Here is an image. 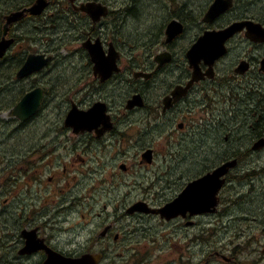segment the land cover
I'll use <instances>...</instances> for the list:
<instances>
[{
  "label": "flooded vegetation",
  "instance_id": "flooded-vegetation-1",
  "mask_svg": "<svg viewBox=\"0 0 264 264\" xmlns=\"http://www.w3.org/2000/svg\"><path fill=\"white\" fill-rule=\"evenodd\" d=\"M35 1L13 0L4 4L0 0V68L4 71L3 74L0 72V89L10 93L13 91V98L17 93L19 100L26 93L40 88L43 91L41 107L24 122L14 113L19 103L14 98L15 106L0 105V127L6 130L7 125L13 124L17 125V131L22 130L29 121L43 120L39 117L46 109L44 104L48 92L44 86L36 85L31 77L44 72L55 55L25 48L24 43L27 45L33 41L38 44L37 36L29 31L38 27V19L55 15L52 13L54 10L59 17L65 18L69 29L78 34L67 49L71 53H82L84 63L81 67H74V73H79L85 83L81 80L78 87L79 80L74 74L63 79L57 87L62 90L63 106L49 107L50 112H45L50 120L47 131L34 140L27 153L20 151L15 157H0V197L4 196L0 201L4 216L0 220V238L5 237L10 241L5 246L0 241V264H76L72 259L85 264L86 260H81L85 257L92 259L94 264H264L262 251L259 258L242 260V256L256 251L254 243L257 237L242 235V232L231 236L213 234L215 223L231 222V218L224 219L230 210V199L226 197L225 189L231 181V171L223 178L224 183L217 195L213 196L212 200L218 203L210 211L202 214L187 211L170 219L154 212L167 207L191 182L214 171L217 166L232 159L230 157L237 158L239 164L253 158L254 153L264 151V146L255 148L257 141L264 138V103L256 102L247 107L245 113L248 125L243 124L250 131L245 139L251 140V149L247 147L236 154H223L221 163L215 165L212 161L201 170L196 166L197 160L191 165L193 170L181 168L183 160L179 154L165 156L161 163L158 161L161 150L167 153L168 140L180 144L191 135L192 129L199 130L201 136L206 134L211 140L228 141L229 134L224 130L226 124L230 125V114L225 111L224 103L238 99L242 101V95L235 92L229 96L224 93L213 95L220 75L219 64L230 55L231 42L226 44V53L214 63L213 76L204 75L201 81L185 90L193 74L187 54L198 37H194L191 44L182 49L179 58L175 50L177 41L183 38L189 28L200 23L203 25L200 35L207 30L222 29L234 20L252 21L264 28V16L258 15L259 10L264 8V0H234L229 9H225L211 22L204 21V17L215 0H209L200 14L201 19L194 17L193 9L183 10L180 0H146L160 3L164 9H174L175 13L167 24L165 22L157 28L159 32L154 33L148 48L153 50L160 47L162 51L154 57L153 52L148 54L143 66H136L134 57L125 58L126 51L130 53L126 50L130 41L124 34L123 26H117L123 25L124 19H132L136 9V12L139 11L140 5L137 8L133 4L135 0H48L49 5L39 16L32 15L28 10ZM143 6L150 7L146 3ZM94 7H99L101 13L92 15L90 10ZM21 11L23 13L18 20L8 21L9 16ZM186 16L192 17L194 21L188 22ZM174 19L182 23L183 32L169 40L168 24ZM248 32L244 26L236 35L241 37L242 42L233 69L234 76L244 82H261L260 78L264 76V42L251 41L247 38ZM148 33L153 35L152 32ZM74 43L79 46L74 48ZM91 50L105 58L104 74L101 69L94 70ZM165 52L170 53L171 58L161 63L156 57ZM41 55L43 59L51 55L53 58L41 70L21 77L19 74L28 58L34 57L32 64L38 66V56ZM207 71L208 66L202 61L199 72L206 74ZM139 72L142 74L136 76ZM24 82L27 83L25 86L22 85ZM119 82L133 86L132 92L125 94L121 100ZM154 85H157V89L150 93L155 96L150 97L147 90ZM138 93L142 95L144 105L126 107L128 99ZM258 93L264 95V91ZM219 104L221 106L215 114ZM74 105L78 111L84 112L83 124L78 131L66 122ZM91 110L93 112L87 113ZM141 122L146 123L147 130L139 137L135 128ZM215 127L223 130L216 136L213 135ZM148 150L152 151L151 160L144 157ZM255 173L247 171L241 179L250 177L252 180ZM103 190L118 191L122 198H109L108 203L103 204L104 210L97 212L96 217H101L113 202V209L123 210L121 216L132 214L158 218V231L161 232L170 228L168 224H173L175 228L170 234L161 236L163 240L150 234L142 236V242L137 240L135 243L130 239L125 251L110 249L122 239V231L116 229V221L104 220L96 228L90 226V234L79 247L71 246L68 240L61 239L56 229L62 230L64 227L59 222L64 212H87L88 201L95 206L102 199V196H95ZM13 194L18 203L19 224L14 234L1 236L2 225L7 218L6 207L10 205ZM136 207L140 208L139 211L134 210ZM142 209L150 211L141 212ZM81 218H86V215L82 213ZM233 221L251 225L260 219L255 212L244 210ZM129 235L134 236L131 232Z\"/></svg>",
  "mask_w": 264,
  "mask_h": 264
},
{
  "label": "rangeland",
  "instance_id": "rangeland-1",
  "mask_svg": "<svg viewBox=\"0 0 264 264\" xmlns=\"http://www.w3.org/2000/svg\"><path fill=\"white\" fill-rule=\"evenodd\" d=\"M11 1L13 0H2V3L8 4ZM118 1H121V0H118ZM143 3L150 5L152 2L149 3L146 0L145 1L135 0V3H134L135 6L140 5L139 11L136 12L137 11L136 9L135 11L136 14L135 16H133L132 19H129V20L124 19L123 25H117L118 27H121V26L124 27L123 28L124 34L129 38V41H130V43L126 45V50H129L130 53L126 51L125 58L134 57L136 66H143L144 60L148 58V54H150L151 52H153L152 57H154L155 54L162 51L160 47H157L153 50H150L148 48H149L150 43L154 39V33L158 31L157 28L162 27L165 22L167 24L169 20L173 18L172 15L175 13L174 9L162 8L163 6L160 3L153 2L148 8H146V6H143L144 7L143 8L142 7ZM208 3H209V0H180V4L182 5V7L184 6L183 10L186 8L193 9V12L195 14L194 17L198 19H201L200 14L203 12L204 8L206 7ZM56 5L57 3L54 2V6ZM238 10H239V2L237 4L235 11L238 12ZM52 13H55V15L50 16L48 18L44 16L42 19H38V27L33 28L32 30L30 29L29 31V33L33 32L37 36L38 44L40 46L42 45L41 48L39 47L38 44L34 43L33 41L32 43L29 42L27 45L26 43H24L25 48H31L32 50L44 51L49 54L53 53L55 55V59L50 63L49 67L44 70V72L37 74V75H33L31 77V80H33V82H35L36 85L44 86L48 92V98L46 99L45 104H44V107L46 109L41 112V116L39 117L40 119H43V120L29 121L28 123L24 124L23 126L24 129L22 128L24 131L17 130L16 132L15 126L13 124H9L6 130L0 127V132H1L0 140H2L0 141V157H5V156L15 157L19 154L20 151H22L23 153H27L31 149V146L34 143V140L42 137V135L47 131L48 123L50 122V120L48 119L49 115L46 114L45 112H50V110H48L49 107L63 106L64 97L61 96L62 90L57 88L59 85V82L61 83V81L67 78L68 75L72 76V74H74V76L79 80L78 87L81 85L82 79L80 77V74L74 73L73 68L76 66L81 67L82 64L84 63V60L82 59V56H81L82 53H71L67 49V47L72 45V40L78 37V34L76 33L75 30L69 29V25H67L65 18L58 17L56 10H54ZM182 15L185 16V13H183ZM258 15L264 16V8L262 10H259ZM185 18L188 22L194 21L192 17L190 16H186ZM63 23H64V26H63ZM202 27L203 25L201 23L197 25H193L191 28L188 29V32L184 34L183 38H180L177 41L176 48H175V50L177 51V55H176L177 58H179V56L182 55V49L187 48L191 44V41L193 40L194 37H199ZM148 32H152L153 35L149 34ZM230 42L232 43L230 47V55H228L227 58L223 59V61L219 64V74L220 75H218L219 78L218 80H216L215 90L213 94V95H217V94L224 93L225 95L229 96V94H231L232 92H235V93L242 95V101L241 99H238L236 101H227L224 103L225 111L227 113L229 112L230 114L229 115L230 116V125H229L230 127L227 125L226 127L228 128H225L224 130V132H227L229 134V140L226 142H224V140L217 141L216 138L214 140H211L206 134L201 136V132L199 130L192 129L191 135L188 138L182 140L180 144H177V142H174L173 140H168L167 147H166L167 153L165 154L164 150H161L159 154V158H158L159 163H161L165 159V156L179 154L181 156V160H183V163L181 164V168L193 170L191 168V165H193V162L197 160L196 166H198L199 170H201L202 168H204L207 164L211 163L212 161L215 162V165L221 163L220 158L222 157L223 154L227 156L228 155L227 153L233 154L235 152L242 151L245 148L247 149V147L251 149V146H252L251 140L248 142L247 139H245V136H248L250 134V131L245 127V125L243 126V122L246 123L247 114L245 113V111L247 110V106L258 102L259 100H260L259 103L261 104L264 103V95L258 94V91L260 90L264 91V76L260 78L262 81L259 83L251 82V81L244 82L242 81L241 78L235 77L233 69L235 66V62L237 61V58L239 57L238 54L240 51V43L242 42L241 37L236 36ZM78 46L79 44L77 43L73 44L74 48ZM57 71H59V73ZM0 72H4V71L1 70L0 68ZM82 83H85V81L82 80ZM120 83L121 82H119L118 91L122 92L121 93L122 96H124L128 92L130 93L132 92L133 86L131 84H123V82L121 84ZM26 84L27 83L24 82L22 85L25 86ZM126 86H128L127 88L129 89H127ZM156 89H157V85H154L153 88L151 87L147 90V93L150 91H156ZM52 92L54 93V95ZM0 93L3 94L4 91L0 90ZM2 94H0V97H1L0 105L1 106L12 107L16 104L15 99L17 100V93L14 96L15 99L13 98V94L12 93L10 94V91H8V94L6 92L3 95ZM121 95L119 96L120 100L123 98ZM151 95L153 97L155 96L152 93H150L149 96L152 97ZM6 99L9 101H7ZM55 101L57 102L55 103ZM58 103L61 105H59ZM232 104H234L233 107H232ZM236 105L238 107H236ZM220 106L221 104H219L216 107L215 114L218 113V108ZM240 115L242 116V118ZM239 122L240 123L242 122V126H240ZM38 124L39 126H37ZM246 125H248V123H246ZM135 130H136V133L139 134V137H140L141 134L145 133L147 130L146 123L144 122L139 123L138 127H136ZM222 131H223L222 128L216 129L215 127L213 135L216 136ZM242 137L244 138V141ZM238 141L240 142L238 143ZM5 148L7 149V151ZM2 149H4L5 151ZM254 154H255L254 158H250L251 160L248 159L247 161L243 163L242 162L239 163L237 165V168L235 167L233 170H231V173H230L231 181L227 184L226 189H225V195L226 197L230 199V210L228 211L227 215L224 217L225 220L231 218V222L228 223L226 221V223L223 224V222L220 221L219 223L214 224V233H213L214 236L223 235V234L233 235V234H238L242 232V235L246 234V235H253L254 237H257V241L254 243V249L256 251L249 255L242 256V260H247L251 257L259 258L260 252L261 251L264 252V213H263L264 212V208H263L264 207V176H263L264 175V161H263L264 151L259 152V153H254ZM256 154L258 156H256ZM168 160H171V159L168 158ZM260 161H262L263 163ZM258 166H260V168ZM253 170L254 171L256 170L255 171L256 173L254 175L255 177L252 179L253 181L250 180V177H247L248 178L247 180L241 179L242 175H245L244 174L245 172L247 173V171H249L250 173H252L254 172ZM235 171H236V174H235ZM150 172L152 171H149V173ZM255 179L257 181H255ZM11 196H13V199L10 200V205L6 207L8 210L7 218L2 225V235L1 236H5L7 234H14L19 224L18 217H17V213H18L17 199L16 197H14V194ZM99 196H102V199L98 201V203H96L95 206H92L90 204L91 202L88 201L87 212L86 211H83V212H76V211L66 212L65 211L64 212V214L59 219L60 224H62V226L64 227L62 230L56 229V233H59L61 235V239L68 240L71 246L79 247L80 245L84 244V240H86V238L90 234V231H91L90 226H93L96 228L97 225L104 220L116 221L115 226H116V229L118 228L119 231H122V239L117 244L114 243L112 248L110 249L125 251L127 250L128 244L131 242L130 239L132 241H135L136 243L137 240H140L142 242L143 241L142 236L144 235L146 236L154 235V236L159 237L161 240H163L161 236L165 234H170L171 230L175 228L173 224H168L170 225V228L161 232V231H158V226L160 224V221L158 220V218H155L152 216H144V215L139 216V215H132V214H127L128 216L127 215L121 216L123 214V210L113 209L112 208L113 202L111 203V205L108 206V210H105V212H103V215L101 217H96L95 215L97 212L104 210L103 204L108 203L107 200L109 198H112V197H115L117 199L122 198V195L120 194V192L108 191V190H103L102 192L97 194L95 197H99ZM235 196L236 197L239 196V197L236 198ZM3 198L4 196L0 197L1 202ZM254 198L256 202L253 201ZM234 202L236 205L234 204ZM122 205L123 204L121 203V206ZM2 210L3 208L0 207V220L4 218V216H2ZM244 210L255 212L258 215V218L262 217L260 221H258L259 223L256 222V223H251V225H249L247 222L246 224H242L241 222L233 221L236 215H240L241 213L243 214ZM82 213L86 215V218H81ZM130 232L133 233L134 236L131 237L129 235ZM0 241H1L2 246H5L10 242L9 239L5 237L0 238Z\"/></svg>",
  "mask_w": 264,
  "mask_h": 264
},
{
  "label": "water",
  "instance_id": "water-1",
  "mask_svg": "<svg viewBox=\"0 0 264 264\" xmlns=\"http://www.w3.org/2000/svg\"><path fill=\"white\" fill-rule=\"evenodd\" d=\"M232 3L233 0H215L207 11L204 17V21L211 22L225 9H229L232 6ZM48 5V0H36L28 10L32 15L38 16L44 12ZM90 11L92 15H98L99 13H101L99 7H94ZM105 11L106 10H104V12ZM22 13L23 11L13 13L11 16L8 17V21L10 22L12 19L18 20L21 17ZM244 26H246L249 30L247 36L250 39L257 42L264 41V28L262 26L252 21L242 22L239 20H235L226 27L219 30H207L197 39V41L192 45L187 54L190 65L193 68V74L192 79L189 81L187 87H185V90L191 88L196 81H199L204 78V75H208L210 77L213 76V65L217 59H219L226 53L227 41L234 37V35H236L237 33L241 32L242 27ZM182 32V23L178 20L174 19L168 24L167 35L169 37V40L181 34ZM1 53L2 49H0V54ZM91 54L92 59L96 62L95 69H101L102 73L105 72V58H101L99 53H97L96 51L91 50ZM170 58V53L168 52L159 54L156 57V59L161 63L169 61ZM33 59L34 57L32 56L29 58L28 62L19 74L21 77L27 76L32 72L41 70V68L49 62L51 57L43 59L42 55L38 56V59L40 60V64L38 66H33ZM202 61H204V63L209 66L206 74H201L199 72V65ZM138 74L142 73L139 72L136 74V76ZM42 98L43 91L40 88L28 93L16 105L14 113L23 120L30 118L37 112ZM142 105H144L142 95L138 93L133 95V97L128 101L127 107L133 108L135 106ZM90 112L93 111L91 110L87 113ZM83 114L84 112L78 111V108L74 105L71 111L68 113L66 119L67 125L73 126L75 131H78L80 126L83 124ZM262 146H264V138H260L257 141V143L255 144V148H259ZM151 154L152 151L148 150L144 153V157L151 160ZM237 165V158L225 161L224 163L216 167L213 172H209L203 177H200L199 179H196L191 182L172 203L167 205V207L154 212H158L163 217L170 219L172 217L177 216L178 214H184L187 211H190L192 214H202L210 211V208L216 207L218 203L217 200L213 201L212 198L214 195H217L224 183L222 177L226 175L231 169L235 168ZM139 209V207L134 208L135 211H139ZM140 211L149 212L150 210L142 209ZM81 260H86L85 264H94L92 262V259L86 257L82 258ZM73 261H76V264H82L79 263L77 260Z\"/></svg>",
  "mask_w": 264,
  "mask_h": 264
},
{
  "label": "bare ground",
  "instance_id": "bare-ground-1",
  "mask_svg": "<svg viewBox=\"0 0 264 264\" xmlns=\"http://www.w3.org/2000/svg\"><path fill=\"white\" fill-rule=\"evenodd\" d=\"M15 1H16V0H15ZM125 1H126V0H125ZM128 1H129V0H128ZM128 1H127V2H128ZM140 1H141V0H140ZM144 1H145V0H144ZM148 1H149V0H148ZM19 3H23V2H19ZM137 3H138V2H137ZM152 3H153V2H152ZM152 3H151V4H152ZM8 4H9V3H8ZM31 4H32V3H31ZM133 4H134V3H133ZM138 4H139V3H138ZM151 4H150V5H151ZM253 4H254V3H253ZM16 6H17V5H16ZM137 6H138V5H137ZM14 7H15V6H14ZM90 7H91V6H90ZM17 10H18V9H17ZM14 11H15V10H14ZM107 11H108V10H107ZM85 13H86V12H85ZM89 14H90V13H89ZM127 20H128V19H127ZM5 21H7V20H5ZM36 23H37V22H36ZM43 23H44V22H43ZM41 24H42V23H41ZM67 25H68V24H67ZM67 25H66V26H67ZM63 26H64V23H63ZM63 26H62V27H63ZM41 28H42V27H41ZM59 28H60V26H59ZM123 28H124V27H123ZM43 29H44V28H43ZM62 29H63V28H62ZM64 31H65V30H64ZM61 32H62V31H61ZM152 32H153V31H152ZM158 32H159V31H158ZM158 32H157V33H158ZM153 33H154V32H153ZM55 37H56V36H55ZM0 43H1V42H0ZM44 54H45V53H44ZM44 56H45V55H44ZM51 56H52V55H51ZM28 59H29V58H28ZM35 60H36V59H35ZM76 61H77V60H76ZM25 62H26V61H25ZM74 62H75V61H74ZM37 63H38V62H37ZM77 63H78V62H77ZM77 63H76V64H77ZM33 64H34V63H33ZM72 65H73V64H72ZM74 65H75V64H74ZM7 66H8V65H7ZM75 68H76V67H75ZM70 69H71V68H70ZM73 69H74V68H73ZM1 70H2V69H1ZM5 72H6V71H5ZM9 72H11V71H9ZM57 72L59 73V71H57ZM3 73H4V72H3ZM3 73L1 72V74H3ZM67 73H68V72H67ZM67 73H65V74H67ZM9 74H10V73H9ZM55 74H56V73H55ZM55 74H54V75H55ZM96 74H97V73H96ZM103 74H104V73H103ZM5 75H6V74H5ZM57 75H58V74H57ZM10 76H11V74H10ZM32 76H33V75H32ZM68 76H69V75H68ZM68 76H67V77H68ZM145 76H146V75H145ZM6 77H7V76H6ZM18 77H19V76H18ZM18 77H17V78H18ZM24 77H25V76H24ZM56 77H57V76H56ZM58 77H59V76H58ZM65 77H66V76H65ZM100 77H101V76H100ZM9 78H10V77H9ZM25 79H26V78H25ZM25 79H24V80H25ZM1 80H2V79H1ZM55 80H56V79H55ZM14 81H15V80H14ZM60 81H61V80H60ZM55 82H56V81H55ZM126 82H127V81H126ZM4 83H5V82H4ZM7 83H8V82H7ZM61 83H62V82H61ZM121 83H122V82H121ZM121 83H120V84H121ZM258 83H259V82H258ZM258 83H257V84H258ZM262 83H263V82H262ZM13 84H14V83H13ZM59 84H60V82H59ZM123 84H124V83H123ZM247 84H248V83H247ZM249 84H250V83H249ZM10 85H11V84H10ZM50 85H51V84H50ZM161 85H162V84H161ZM161 85H160V86H161ZM241 85H242V84H241ZM0 86H2V85H0ZM16 86H17V85H16ZM116 86H117V85H116ZM114 87H115V86H114ZM123 87H124V86H123ZM127 87H128V86H126V88H127ZM161 87H162V86H161ZM248 87H249V86H248ZM3 88H4V87H3ZM3 88H2V89H3ZM109 88H110V87H109ZM152 88H153V87H152ZM159 88H160V87H159ZM159 88H158V89H159ZM239 88H240V87H239ZM254 88H255V87H254ZM257 88H258V87H257ZM19 89H20V88H19ZM50 89H51V88H50ZM127 89H129V88H127ZM259 89H260V88H259ZM0 90H1V89H0ZM109 90H110V89H109ZM14 91H15V90H14ZM124 91H125V90H124ZM243 91H244V90H243ZM249 91H250V89H249ZM19 92H21V91H19ZM55 92H56V90H55ZM59 92H60V91H59ZM125 92H126V91H125ZM145 92H146V91H145ZM157 92H158V91H157ZM157 92H156V93H157ZM251 92H252V91H251ZM254 92H255V91H254ZM261 92H262V91H261ZM6 93L8 94V92H6ZM12 93H13V91H12ZM52 93H53V92H52ZM57 93H58V92H57ZM114 93H115V92H114ZM121 93H122V92H121ZM149 93H150V92H149ZM0 94H2V93H0ZM3 94H5V92H4ZM3 94H2V95H3ZM10 94H11V93H10ZM64 94H65V93H64ZM64 94H63V95H64ZM123 94H124V93H123ZM236 94H237V93H236ZM253 94H254V93H253ZM258 94H259V93H258ZM258 94H257V95H258ZM260 94H262V93H260ZM15 95H16V94H15ZM15 95H14V96H15ZM17 95H18V94H17ZM50 95H51V94H50ZM53 95H54V93H53ZM149 95H150V94H149ZM153 95H155V94H153ZM249 95H250V94H249ZM255 95H256V94H255ZM5 96H6V95H5ZM5 96H4V97H5ZM121 96H122V95H121ZM126 96H128V95H126ZM151 96H152V95H151ZM252 96H253V95H252ZM52 97H53V96H52ZM57 97H58V96H57ZM122 97H123V96H122ZM152 97H153V96H152ZM0 98H1V97H0ZM10 98H11V97H10ZM55 98H56V97H55ZM130 98H131V97H130ZM247 98H248V97H247ZM12 99H13V98H12ZM251 99H252V98H251ZM257 99H258V98H257ZM260 99H261V98H260ZM6 100H7V99H6ZM51 100H52V99H51ZM129 100H130V99H128V101H129ZM246 100H247V99H246ZM258 100H259V99H258ZM7 101H9V100H7ZM249 101H250V100H249ZM255 101H256V100H255ZM259 101H260V100H259ZM259 101H258V102H259ZM56 102H57V101H55V103H56ZM60 102H61V101H60ZM244 102H245V101H244ZM6 103H7V102H6ZM61 103H62V102H61ZM235 103H236V102H235ZM239 103H241V102H239ZM50 104H51V103H50ZM58 104H59V103H58ZM253 104H254V103H253ZM55 105H56V104H55ZM59 105H61V104H59ZM242 105H243V104H242ZM251 105H252V104H251ZM252 106H253V105H252ZM254 106H255V105H254ZM126 107H127V106H126ZM189 107H190V106H189ZM191 107H192V106H191ZM208 107H209V106H208ZM232 107H233V105H232ZM236 107H238V106L236 105ZM247 107H248V106H247ZM260 107H261V106H260ZM55 108H57V107H55ZM206 109H207V108H206ZM231 109H232V108H231ZM262 109H263V108H262ZM212 110H213V109H212ZM232 110H233V109H232ZM250 110H251V109H250ZM255 110H256V109H255ZM255 110H254V111H255ZM238 111H239V110H238ZM241 111H242V110H241ZM246 111H248V109H247ZM258 112H259V111H258ZM235 113H236V112H235ZM225 114H226V113H225ZM257 114H258V113H257ZM36 115H37V114H36ZM236 115H237V114H236ZM252 115H253V114H252ZM33 116H34V115H33ZM240 116H241V115H240ZM255 116H256V115H255ZM258 116H259V115H258ZM209 117H210V116H209ZM217 117H218V116H217ZM238 117H239V116H238ZM210 118H211V117H210ZM214 118H215V117H214ZM241 118H242V116H241ZM251 118H253V117H251ZM33 119H34V118H33ZM33 119H32V120H33ZM207 119H208V118H207ZM222 119H223V118H222ZM237 119H238V118H237ZM241 120H242V119H241ZM241 120H240V121H241ZM263 120H264V119H263ZM27 121H28V120H27ZM220 121H221V120H220ZM222 121H223V120H222ZM234 121H235V120H234ZM24 122H25V121H24ZM225 122H227V121H225ZM246 122H247V121H246ZM256 122H257V121H256ZM216 123H217V122H216ZM216 123H215V124H216ZM222 123H223V122H222ZM239 123H240V122H239ZM249 123H250V122H249ZM224 124H225V123H224ZM228 124H230V123H228ZM243 124H244V122H243ZM35 125H36V124H35ZM236 125H237V123H236ZM245 125H246V124H245ZM254 125H255V124H254ZM260 125H261V124H260ZM0 126H1V125H0ZM5 126H6V125H5ZM5 126H4V127H5ZM7 126H8V125H7ZM7 126H6V127H7ZM16 126H17V125H16ZM16 126H15V127H16ZM33 126H34V125H33ZM37 126H39V124H38ZM218 126H219V125H218ZM224 126H225V125H224ZM226 126H227V124H226ZM238 126H239V125H238ZM243 126H244V125H243ZM9 127H10V126H9ZM229 127H230V126H229ZM245 127H246V126H245ZM250 127H251V126H250ZM250 127H249V128H250ZM10 128H11V127H10ZM17 128H18V127H17ZM220 128H221V127H220ZM226 128H228V127H226ZM235 128H237V127H235ZM241 128H242V127H241ZM6 129H7V128H6ZM23 129H24V128H23ZM23 129H22V130H23ZM31 129H32V128H31ZM37 129H38V127H37ZM37 129H36V130H37ZM216 129H217V128H216ZM233 129H234V128H233ZM243 129H244V128H243ZM1 130H2V129H1ZM18 130H19V129H18ZM263 130H264V129H263ZM2 131H3V130H2ZM23 131H24V130H23ZM238 131H239V130H238ZM244 131H245V130H244ZM251 131H252V130H251ZM10 132H11V130H10ZM16 132H17V131H16ZM21 132H22V131H21ZM231 132H232V131H231ZM234 132H235V131H234ZM254 132H255V131H254ZM263 132H264V131H263ZM31 133H32V132H31ZM226 133H227V132H226ZM240 133H241V132H240ZM247 133H248V132H247ZM14 134H15V133H14ZM16 134H17V133H16ZM21 134H22V133H21ZM23 134H24V133H23ZM227 134H228V133H227ZM238 134H239V133H238ZM243 134H244V133H243ZM253 134H254V133H253ZM28 135H29V134H28ZM32 135H33V134H32ZM245 135H246V134H245ZM245 135H244V136H245ZM218 136H219V135H218ZM244 136H243V137H244ZM253 136H254V135H253ZM253 136H252V137H253ZM13 137H14V136H13ZM20 137H21V136H20ZM29 137H30V136H29ZM219 137H220V136H219ZM243 137H242V138H243ZM247 137H248V136H247ZM1 138H2V137H1ZM10 138H11V137H10ZM26 138H27V137H26ZM253 138H254V137H253ZM34 139H35V138H34ZM25 140H26V139H25ZM28 140H29V138H28ZM31 140H32V139H31ZM235 140H236V139H235ZM240 140H241V139H240ZM255 140H256V139H255ZM255 140H254V141H255ZM0 141H2V140H0ZM16 141H17V140H16ZM21 141H22V139H21ZM21 141H20V142H21ZM217 141H218V140H217ZM243 141H244V138H243ZM247 141H248V139H247ZM10 142H11V141H10ZM12 142H13V141H12ZM213 142H214V141H213ZM220 142H221V141H220ZM220 142H219V143H220ZM239 142H240V141H238V143H239ZM248 142H249V141H248ZM4 143H5V142H4ZM6 143H7V142H6ZM35 143H36V142H35ZM243 143H244V142H243ZM243 143H242V144H243ZM242 144H241V145H242ZM246 144H247V143H246ZM243 145H244V144H243ZM247 145H248V144H247ZM249 145H250V144H249ZM25 146H26V145H25ZM238 146H239V145H238ZM245 147H246V146H245ZM245 147H244V148H245ZM249 147H250V146H249ZM251 147H252V146H251ZM6 148H7V147H6ZM6 148H5V149H6ZM150 148H151V147H150ZM13 149H14V148H13ZM23 149H24V148H23ZM29 149H30V148H29ZM242 149H243V148H242ZM245 149H246V148H245ZM2 150H4V149H2ZM248 150H249V149H248ZM248 150H247V151H248ZM4 151H5V150H4ZM6 151H7V149H6ZM241 152H242V151H241ZM244 152H245V151H244ZM252 152H253V151H252ZM257 152H258V151H257ZM8 153H9V151H8ZM19 153H20V152H19ZM16 154H17V153H16ZM227 154L229 155V153H227ZM234 154H236V153H234ZM9 155H10V154H9ZM231 155H232V154H231ZM243 155H244V154H243ZM248 155H249V154H248ZM252 155H253V154H252ZM230 158L233 159V157H230ZM249 158H250V157H249ZM253 158H254V157H253ZM260 158H261V157H260ZM224 159H225V158H224ZM228 159H229V158H228ZM262 159H263V157H262ZM250 160H251V159H250ZM254 160H255V159H254ZM260 160H261V159H260ZM263 161H264V160H263ZM253 162H254V161H253ZM257 162H258V161H257ZM260 162H262V161H260ZM247 163H248V162H247ZM262 163H263V162H262ZM256 164H257V163H256ZM258 167L260 168V166H258ZM236 168H237V167H236ZM240 168H241V166H240ZM254 168H255V167H254ZM256 170H258V169H256ZM256 170H255V171H256ZM240 171H241V170H240ZM253 171H254V170H253ZM255 171H254V172H255ZM257 172H258V171H257ZM245 173H246V172H245ZM245 173H244V174H245ZM235 174H236V171H235ZM261 174H262V173H261ZM239 175H240V174H239ZM246 175H247V174H246ZM263 176H264V175H263ZM202 177H203V176H202ZM252 177H253V176H252ZM256 178H257V177H256ZM258 178H259V177H258ZM235 181H236V180H235ZM252 181H253V180H252ZM255 181H257V180L255 179ZM232 182H233V181H232ZM249 182H251V181H249ZM225 183H226V181H225ZM231 184H232V183H231ZM238 185H239V184H238ZM253 186H254V185H253ZM240 187H241V186H240ZM233 188H234V187H233ZM236 188H237V187H236ZM249 188H250V187H249ZM253 189H254V188H253ZM255 189H256V188H255ZM237 191H238V190H237ZM182 192H183V191H182ZM236 193H237V192H236ZM239 194H240V193H239ZM179 195H180V194H179ZM236 196H237V194H236ZM236 196H235V197H236ZM252 196H253V195H252ZM261 196H262V195H261ZM238 197H239V196H238ZM238 197H236V198H238ZM240 198H242V197H240ZM245 198H246V197H245ZM251 198H252V197H251ZM255 198H256V197H255ZM255 198H254L253 201H255ZM261 198H262V197H261ZM174 199H175V198H174ZM234 199H235V198H234ZM239 200H240V199H239ZM241 200H242V199H241ZM248 200H249V199H248ZM248 200H247V201H248ZM260 200H261V199H260ZM233 201H234V200H233ZM249 202H251V201H249ZM255 202H256V201H255ZM255 202H254V203H255ZM236 203H237V202H236ZM239 204H240V203H239ZM235 205H236V204H235ZM259 205H260V204H259ZM261 205H262V204H261ZM140 207H141V206H140ZM259 207H260V206H259ZM217 208H218V207H217ZM254 208H255V207H254ZM260 208H261V207H260ZM263 208H264V207H263ZM211 209H212V207H211ZM253 210H255V209H253ZM258 210H259V209H258ZM263 213H264V212H263ZM10 214H11V213H10ZM261 218H262V217H261ZM261 218H259V219H261ZM11 219H12V218H11ZM253 223H254V222H253ZM258 223H259V222H258ZM239 229H240V228H239ZM230 236H231V235H230ZM29 237H30V236H29ZM228 240H229V239H228ZM96 257H97V256H96Z\"/></svg>",
  "mask_w": 264,
  "mask_h": 264
},
{
  "label": "snow or ice",
  "instance_id": "snow-or-ice-1",
  "mask_svg": "<svg viewBox=\"0 0 264 264\" xmlns=\"http://www.w3.org/2000/svg\"><path fill=\"white\" fill-rule=\"evenodd\" d=\"M101 56H103V53H101Z\"/></svg>",
  "mask_w": 264,
  "mask_h": 264
},
{
  "label": "trees",
  "instance_id": "trees-1",
  "mask_svg": "<svg viewBox=\"0 0 264 264\" xmlns=\"http://www.w3.org/2000/svg\"><path fill=\"white\" fill-rule=\"evenodd\" d=\"M59 17V16H58Z\"/></svg>",
  "mask_w": 264,
  "mask_h": 264
}]
</instances>
